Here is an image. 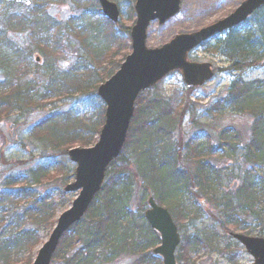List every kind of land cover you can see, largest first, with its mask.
Segmentation results:
<instances>
[{
	"label": "trees",
	"instance_id": "1",
	"mask_svg": "<svg viewBox=\"0 0 264 264\" xmlns=\"http://www.w3.org/2000/svg\"><path fill=\"white\" fill-rule=\"evenodd\" d=\"M32 1L34 24L31 23L27 26L24 16H17L20 25L18 28H10V30L20 31L30 27L32 29V45L45 60V65L40 68L33 65L36 63L32 60L19 62L25 65H18V62L15 65L10 64L11 55L16 58H23L24 55H20L11 43H7L8 39L5 38L3 32L5 30L2 31L0 28V44L8 48L5 51L0 45V74L2 75L0 80V121L7 120L15 112L17 113L16 116H22L29 110L43 108L55 100L61 102L72 96L73 91L81 92V86L78 85V82L81 83L86 75V69L84 72L81 70V74H79L81 76L77 79L78 65L68 71H60L59 66L55 65L57 60L63 58V47L57 42L59 33L57 29L60 23L47 15L46 8L49 4L62 3L64 0ZM80 1L73 0L71 2L78 6ZM94 5L95 8H99L96 0ZM252 18L253 20L259 19L257 20L259 26L254 24L251 35L245 37L232 35L229 39L230 43L224 48L223 54L230 58L232 71H243L245 68L255 66L261 59V54L264 51V9L255 13ZM102 24L106 25L113 33L111 35L105 34L106 40L104 42L113 44L116 41H121V37H116L119 33L111 23L103 19ZM36 27L39 31L43 28L41 31L43 36H38ZM94 28L92 31L96 33ZM116 29H122L126 34L129 32L127 28L118 27ZM97 34L99 33L97 32ZM108 51L103 55L105 61L109 54ZM123 51L125 53L123 57H125L129 53L127 43ZM25 59L26 61L29 60L27 57ZM108 62L111 61L108 60ZM119 65L113 72V68L108 69V71H105L106 68L103 69L105 72L101 73V77L95 80L93 88L113 75ZM30 74L33 76L31 82L15 84L16 78H24ZM237 77L230 84L223 100L213 103L206 110L204 116L206 115L207 118L214 117L227 113V111L248 115L252 120L248 143L239 149L237 147L238 134L231 136L226 131L222 132L218 139L219 146L222 148V155L219 158L225 159L239 154V158L246 165L264 169V84L259 81L244 82L240 76ZM39 84H42V87H37ZM177 107L178 111L172 114L171 107L164 100L153 96L147 100L145 110L140 107L138 111H135L126 144L120 156L111 163L106 172V181L102 185L100 193L89 207L82 221L74 225L63 236L53 256L52 264H110L120 257L136 254L145 255L159 241L158 236L150 229H147L148 233L146 234L137 227L139 223L146 225L143 211L146 208V198L150 195L158 205L168 210L176 225L180 221L183 223L189 221V218L197 220L200 218V214L202 216L203 210L199 207L196 208L194 203L196 200L188 203L190 199L188 195L192 194L196 199H206V202H209L213 209L219 211L220 219H216V221L224 233L232 227L234 231L252 235L255 230L247 231L246 217L252 219L253 223L258 226H262L264 174L256 176L250 175L251 171H245L243 175L245 184L242 191L237 194L235 199H229L220 195V192H223L225 188L223 185L224 178L221 176L225 171H216L211 166L210 160L213 154L211 146L204 142H196L198 143L196 145L194 141L186 143L178 141L173 144L169 143L163 148L157 146L160 151L156 147L154 148V143L157 140L166 138V136H158L155 141L158 132L167 129L171 133V131L180 128L182 119L186 115L187 104L182 102ZM153 113L159 117L155 120L156 125L152 121L147 122ZM67 118L66 124L70 126H67L66 129H70L72 135L68 138L53 136L51 140L53 142L51 144H55L59 149L60 146H64L66 154L71 145H77L80 148L90 145L88 134L83 139L81 134L75 133L77 126H81L84 121L69 116ZM53 119L56 121V117ZM138 119L141 122L136 125ZM50 122L47 121L46 123L49 125ZM44 126L46 125L44 124ZM55 128H57L56 125L47 127L43 131L46 132L44 135ZM97 129L94 131L95 136H98L100 131ZM197 138L200 136L197 135ZM131 145L130 155L132 158H130L131 163H129L124 153ZM153 152L159 155L156 158V163L153 161V157L149 156ZM147 163L150 165L148 168L145 167ZM129 165H132L133 170L128 168ZM164 171L166 172L165 175L162 174ZM16 180L18 179H12L6 183V186L14 193V199H27L29 194H25L26 191H22L23 189L14 190ZM22 180L24 183L20 184V188L25 184L30 185V183L40 186L44 182L52 181L53 178L49 177L46 169L35 168L30 170L29 179ZM19 200L13 201L16 203ZM134 200H136V212L130 210L131 201ZM3 209V203L0 200V213ZM25 210L24 213L18 211L10 213V220L1 227L10 234V237L0 241V264H31L25 262L23 257L38 247V241L34 237L35 233L25 228V218L41 223L51 220L55 216L53 206L50 207L48 204L34 202L33 207ZM14 215L17 217L16 219L13 218ZM212 219L215 221V218ZM0 222L3 223L2 220ZM78 228L81 229L78 230ZM179 230H182L181 227ZM140 232L141 235H138ZM201 232L193 231L192 235L190 234L185 238L184 243L180 246L179 257H177L178 264H190L191 255L197 252L201 244L203 246L205 239L209 238L208 243L215 239L216 233L205 231L199 235ZM12 235L15 236V239ZM257 236L264 237V228L258 232ZM76 242L81 243L83 249L75 251ZM226 250L229 249L226 248ZM142 258L136 264H148L147 260H142Z\"/></svg>",
	"mask_w": 264,
	"mask_h": 264
},
{
	"label": "rangeland",
	"instance_id": "2",
	"mask_svg": "<svg viewBox=\"0 0 264 264\" xmlns=\"http://www.w3.org/2000/svg\"><path fill=\"white\" fill-rule=\"evenodd\" d=\"M30 1L31 5L29 7L0 3V28L2 31L5 30L3 32L5 33V38L8 39L7 43H11L16 52L19 51L20 55H24L23 58H16L11 55L12 60L10 64L15 65V63L17 64V62L19 63L23 60H25V62H30V60H32L36 63L33 65H37L41 68L44 67L45 60L32 45V29L28 27L20 31L10 30V28L19 27L20 23H18L17 16H24L27 26L29 24L31 25V23L34 24L33 21L35 19H32V10L34 9L33 1ZM71 1L73 0H64L62 3H56L57 5L49 4L46 11L52 18L60 23L57 42L63 47V58L57 60L55 65L59 66L60 71H68L78 65L77 69L79 71L76 74L78 76L77 79L81 76L79 75L81 74V70L84 72V69H86L84 80L81 83L78 82V85L81 86V92L77 93V91H73L74 94L72 96L67 97L68 99L65 98V100L61 102L55 100L53 103L43 108L29 110L22 116H16L17 113L15 112L7 120L0 121V200L4 207L0 213V220L3 221V223L0 222V241L7 240L10 237V234L1 228L10 220V213L16 211L24 213L26 211L25 209L31 206L33 207L34 202L48 204L50 207L53 206L55 210L54 218L46 220V222L38 223V221H29L27 217L25 218V228L34 232V237L38 241V247L32 252L26 253L23 257L25 262L30 263L37 250L48 240L58 216L70 207L76 196L75 193L64 194L62 192L64 186L72 182L75 166L69 161L66 152H64V146H60L59 149L55 144L52 145V137L68 138L72 135L71 130L68 128L66 129L67 126H70L66 124L67 117L69 116L73 119L77 118L78 120L84 121L81 126H77V131L75 133L77 135L81 134L83 139L87 137V134L89 135L90 145H88V147L95 144L97 136H95L94 131L97 127L98 131L101 128L105 110L104 103L95 95V90L98 86L96 85L93 88L95 80L99 79L101 73L103 74L110 68H113V72L117 65L124 59L123 56L125 53L123 50L126 43L127 46L129 45V42H127L129 35H125L122 29V31L118 30L119 34L116 35L117 38L121 37V41H116L113 44H108L106 41L104 42L106 38L103 37L102 34L111 35L113 33L110 29L101 24L100 19H97L96 14L93 13L95 10L94 0H81L79 4L77 3L79 7ZM109 1L117 5L120 11L117 27L130 29L135 21L133 9L135 0ZM242 1L243 0H182L181 12L178 16L172 18L161 27H158L157 23L150 25L147 31L146 45L148 48H158L177 34L197 31L227 16L238 7ZM257 20L259 19H252L251 24L248 23L246 25L249 28L247 35H251L254 24L255 26H259ZM256 21L257 23H255ZM93 22H96L94 28L96 29V33L91 30V24ZM33 28H35V26H33ZM37 28L38 27H36L38 36H43L41 32L43 28L40 31ZM97 32L99 34H97ZM245 33L242 34V37L246 36ZM227 38V35L222 36L219 41L222 42ZM254 39L255 37L253 40ZM217 44V42H214L211 45H205L196 49L189 55V60L194 63H210L213 65L215 74L214 78L209 83L190 94L185 89L180 75L172 74L165 78L155 88L144 92V94L136 100L135 111H138L140 107L142 110H145L147 100L151 99L153 96L164 100L169 107H171L172 113H176L178 111L177 106L185 102L187 104L186 118L180 125V131L178 128V130H173L171 133L167 131V129L158 132L155 141L158 136H166V138L157 140L154 143V148L156 147V149L160 151L158 147L163 148L169 143L173 144L178 141L184 143L194 141L195 143L204 142L208 144L213 148V154L210 160L211 166H213L216 171H225L223 172L224 174L221 175L224 178L223 184L225 188L223 192H220V195L225 194L229 199H233L240 190L242 191L244 187L242 175L245 170H249V167L238 158L239 154L235 157H227L225 159L219 158V156L222 155V148L219 146L218 139L223 131L231 134V136L238 134V148L241 149V147L248 143L250 138L252 120L245 113L239 114L227 111V113L209 118H207L206 115L204 116V113L216 100L223 98L229 85L233 80L238 78L237 76L242 77L245 81L260 80L264 82V51L256 67L247 68L240 72H232V70L226 72L228 60L214 53ZM1 47L4 48L5 51L8 50V48L3 45H1ZM107 51L109 54L105 61L103 55L106 54ZM25 57L29 60L26 61ZM108 60L111 62H108ZM18 65L25 64L19 63ZM103 69H105V71ZM1 77L2 75L0 74V80ZM32 80L33 76L30 74L24 78H16L15 84H24ZM37 87H42V84H39ZM54 117H56V121H54ZM158 118V115L153 113L152 116L148 118L147 122L152 121L155 123V120ZM47 121H51L49 125L46 123ZM140 122L141 120L138 119L136 125ZM44 124L46 126H44ZM53 125H56L57 128L44 135L46 132L43 131H45L47 127ZM42 126L44 127L42 128ZM195 135H199L200 138H195ZM144 144L146 145V143ZM196 145H198V143H196ZM76 147L78 146L71 145L70 148L66 149L70 151ZM131 149L132 145L128 147V151L126 150L124 153L129 163H131L130 158H132L130 155ZM239 151L238 153H240ZM149 156H151V158L153 157L155 163L156 158L159 157L155 152ZM149 166L150 165L147 163L145 167L148 168ZM35 168L46 169L49 177H52L53 180L44 182V184L40 186L30 183V185L25 184L20 188V184L24 183L22 179H29L30 170ZM128 168L133 170L132 165H129ZM250 170H253V168L250 167ZM259 173L262 174V171L259 170ZM162 174L165 175L166 172L164 171ZM15 178L18 180L14 182V190L20 191V189H23L22 191H26L25 194H29V196L26 197L27 199H14V193L6 186L7 182ZM234 182L237 183V188L235 191H232L231 186ZM6 188L8 190H5ZM2 193L3 195L1 196ZM188 197L191 198L190 194ZM13 200L19 201H17L16 204ZM190 201L191 199L188 200V203H190ZM131 204L130 210L136 212V200L131 201ZM197 207L203 210L202 216L200 214L201 219L195 220L189 218V222L183 223V221H180L179 224L176 225L183 229V231L179 232L181 243L183 239L185 240L190 234L192 235L193 231H202L199 235L205 233V231L207 233H216V235L215 239H212L210 243H208L209 238L205 239L203 246L201 244L197 252L191 255L190 264H230L228 261L230 256L234 261L233 264H252L253 261L251 257L243 247L236 245L233 240H230L229 233H224L219 227V224L212 219H220L219 211L213 209L210 203L206 202V199L203 198L196 199V208ZM262 209V226L253 223L252 219L245 218L248 224L247 231L255 230L251 235L253 237H256L258 232L264 228V207H262ZM13 218L16 219L17 217L14 215ZM137 227L141 229L140 231H144L146 234L148 233L144 224L139 223ZM80 229L81 228H78V230ZM228 229L230 232L235 233L232 227ZM138 235H141V232L138 233ZM12 237L15 239L14 235H12ZM139 242L142 241L139 240ZM81 248V243H78L77 246H75V251ZM178 248L175 254L179 257L180 249L178 250ZM226 248L229 250H226ZM138 257L137 255L125 256L124 258L120 257L114 260L113 264H133ZM157 260L162 264L159 258ZM155 262L156 261H153V263Z\"/></svg>",
	"mask_w": 264,
	"mask_h": 264
},
{
	"label": "water",
	"instance_id": "3",
	"mask_svg": "<svg viewBox=\"0 0 264 264\" xmlns=\"http://www.w3.org/2000/svg\"><path fill=\"white\" fill-rule=\"evenodd\" d=\"M29 4L28 0H0ZM102 14L116 23L119 11L115 4L98 0ZM180 0H136L135 24L130 30L131 53L119 70L96 90L105 104L104 124L98 142L87 149H74L68 153L76 164L74 182L64 188L65 193H78L71 208L57 220L48 241L39 250L33 264H50L62 235L86 213L88 206L100 191L109 164L118 157L126 140L134 103L139 93L156 86L168 74L179 71L185 85L200 88L212 77L210 64L190 63L187 55L200 44L212 40L217 34L244 23L256 10L264 7V0H245L227 18L190 34H179L158 48L146 46L147 28L157 21L161 26L179 13ZM236 188V184L232 189ZM145 219L161 236V246L154 254L163 257L164 264H175L174 251L179 244L177 229L169 213L148 199ZM233 238L253 257L254 264H264V239L235 234Z\"/></svg>",
	"mask_w": 264,
	"mask_h": 264
},
{
	"label": "bare ground",
	"instance_id": "4",
	"mask_svg": "<svg viewBox=\"0 0 264 264\" xmlns=\"http://www.w3.org/2000/svg\"><path fill=\"white\" fill-rule=\"evenodd\" d=\"M54 228V227H53ZM51 234V233H50Z\"/></svg>",
	"mask_w": 264,
	"mask_h": 264
}]
</instances>
